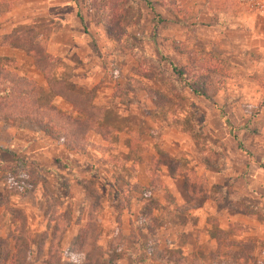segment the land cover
<instances>
[{"label":"rangeland","instance_id":"1","mask_svg":"<svg viewBox=\"0 0 264 264\" xmlns=\"http://www.w3.org/2000/svg\"><path fill=\"white\" fill-rule=\"evenodd\" d=\"M92 1L16 0L1 11L0 36L30 31L59 59L53 76L90 97L112 131L107 143L91 139L108 149L103 154L71 155L62 153L59 137L31 123L0 122V195L17 187L9 167L20 179H35L34 186L9 194L11 205L28 215L27 264H44L46 257L42 189L67 208L72 230L60 239L62 259L81 264V256L68 251L89 202L80 181L99 194L102 264H163L159 259L173 254L186 263L234 264L222 233L231 242H251L253 264H264V19L240 0H154L151 9L132 0L117 40L102 28ZM188 51H212L223 61L228 76L214 79L221 89L211 99L186 88L174 95L162 80L135 75L141 65L166 76L167 62L184 65ZM0 65L33 80L41 106L67 112L21 50L0 47ZM145 90L159 95L161 105ZM160 155L204 175L207 198L201 205L187 204L183 178H169L165 166L158 171L164 188L146 190L148 160ZM216 156L205 169L202 157ZM145 206H151L153 235L142 230ZM8 221L1 214V237Z\"/></svg>","mask_w":264,"mask_h":264},{"label":"trees","instance_id":"2","mask_svg":"<svg viewBox=\"0 0 264 264\" xmlns=\"http://www.w3.org/2000/svg\"><path fill=\"white\" fill-rule=\"evenodd\" d=\"M16 0H0V17L3 7L9 6ZM147 8L151 9L154 0H141ZM173 4L172 0H160ZM132 0H107L97 4L93 0L90 4L99 16L102 28L115 39L124 36L125 23L128 18ZM30 31H14L0 36V47L21 50L30 59L33 69L41 76L49 93L58 98L67 107V112L47 104L41 106L35 92L36 83L27 77L18 75L15 71L0 65V122L13 124L18 121L31 123L42 129L49 137L57 136L61 139L62 147L68 152L84 153L87 151L103 154L108 150L94 145L91 139L99 138L107 143L112 135L111 129L104 124L102 109L93 106L90 97H82L72 90L65 80H58L53 76V71L59 63V59L50 55L42 43L33 41ZM187 60L182 66H175L167 62L169 71L166 76L161 75L152 67H140L135 75L150 79L162 80L169 91L176 95L182 89H187L193 95L211 99L219 89L221 82L216 78H225L228 72L223 61L214 52L203 53L186 52ZM133 86L142 87L139 83L130 80ZM149 97L154 98L157 105H161L160 96L145 90ZM237 142V147L240 148ZM110 150V149H109ZM202 157L204 168H209L218 160ZM165 166L169 178L181 176L184 180V191L187 203L194 208L201 205L207 198V184L203 174L197 175L193 170L182 169L180 164L168 159L165 155L151 156L148 160V168L145 177L148 180V191H158L164 188L158 174L159 168ZM17 187H10L6 195L0 196V209L9 217L6 235L0 236V264H27L29 252V234L26 231L25 215L20 209L9 205L8 195L17 193L19 187L34 186L35 179L32 175L20 179L17 177L14 167H9ZM36 175V174H35ZM83 194L89 199L83 225L76 231L75 241L68 248L72 255L81 256V264H102L98 254L99 230L97 218L99 216V194L92 186L85 182H78ZM41 198L44 204L43 218L45 230L42 233L47 241L46 257L44 264H70L62 259V251L58 245L66 229L70 225L67 208H64L51 193L42 189ZM143 208L139 214L145 225L143 231L153 235L150 220L151 206ZM77 226V224H76ZM221 240L227 250V255L233 257L234 264H253L251 260L253 245L251 242H231L225 234H221ZM39 246L38 251L42 249ZM231 248L233 250L231 251ZM212 256V255H211ZM210 256V258H211ZM213 257V256H212ZM210 259V263L211 260ZM163 264H202L198 261L186 263L181 255L173 254L159 259Z\"/></svg>","mask_w":264,"mask_h":264},{"label":"built area","instance_id":"3","mask_svg":"<svg viewBox=\"0 0 264 264\" xmlns=\"http://www.w3.org/2000/svg\"><path fill=\"white\" fill-rule=\"evenodd\" d=\"M246 11L264 19V0H240Z\"/></svg>","mask_w":264,"mask_h":264},{"label":"crops","instance_id":"4","mask_svg":"<svg viewBox=\"0 0 264 264\" xmlns=\"http://www.w3.org/2000/svg\"><path fill=\"white\" fill-rule=\"evenodd\" d=\"M19 122V121H18ZM59 148H60V150H62V153L64 152V154L66 153V154H71V155H76V154H83V153H73V152H68L67 150H65L63 147H62V145H61V143H59ZM87 152H92V151H87ZM84 153H86V152H84ZM160 181H161V179H160ZM162 182V181H161ZM164 185V184H163ZM5 195H6V193H5ZM0 196H4V195H0ZM8 201H9V205L12 207V208H16V209H20V210H22V212L24 213V215H25V221H26V225H27V217H28V215L26 214V212L24 211V209H21L22 207H13L12 205H11V203H10V197H9V195H8ZM43 201V200H42ZM188 204V203H187ZM193 208V207H192ZM190 212V211H189ZM1 214H5V215H7L2 209H0V219H1ZM8 216V215H7ZM42 216H43V214H42ZM9 218V217H8ZM7 226H8V224H7ZM72 227V226H71ZM70 227V225H69V227L66 229L67 230V233H68V231L71 229L72 230V228Z\"/></svg>","mask_w":264,"mask_h":264}]
</instances>
